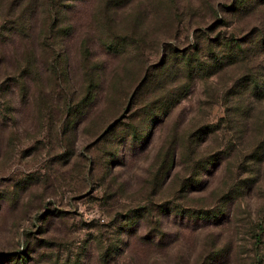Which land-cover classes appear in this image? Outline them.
<instances>
[{
  "label": "rangeland",
  "instance_id": "1",
  "mask_svg": "<svg viewBox=\"0 0 264 264\" xmlns=\"http://www.w3.org/2000/svg\"><path fill=\"white\" fill-rule=\"evenodd\" d=\"M106 5L74 3L47 70L38 15L27 37L0 32V264L27 246L25 264H264V0ZM222 38L247 60L152 111L186 82L178 56Z\"/></svg>",
  "mask_w": 264,
  "mask_h": 264
},
{
  "label": "trees",
  "instance_id": "2",
  "mask_svg": "<svg viewBox=\"0 0 264 264\" xmlns=\"http://www.w3.org/2000/svg\"><path fill=\"white\" fill-rule=\"evenodd\" d=\"M82 2L85 0H0V11L1 8L4 9L3 16H1V21L3 25H0V32H9L11 34H24L26 37L30 35L34 17L38 15L39 28L37 33L39 37L42 39L44 43H40V47L42 49L47 48V56L41 60V67L45 70L49 69V62L51 63L53 58V54H50L51 51L54 50V40L57 31L66 32L69 30V25H63L65 15L70 10V8L74 5L75 2ZM130 0H105L106 7L110 6H123L127 4ZM6 18V19H5ZM8 19V20H7ZM7 20V21H6ZM44 38L50 40V43H46ZM219 38L217 37L216 40ZM214 40V41H216ZM41 41V42H42ZM218 42V47L225 50H219L221 53L213 52L211 49V44H206V49L193 48L191 51H186L181 53L178 56V70H174V73H178L182 75L184 79H186L185 84L181 86H175L170 90L164 89L161 94L153 99L151 105H153L152 111L157 109V112L160 114H167L169 110L176 105L178 99L186 95L188 88L192 84V79L195 77H207L213 75L218 71V69L224 67L225 65H233V64H242L247 60V54H245L244 49L241 46V43L236 40L222 38ZM124 41L120 40V36H112L108 42L105 44L107 49H113L114 51L119 47L120 49L124 46ZM60 44V43H59ZM58 42L56 44L59 45ZM263 45V42L260 43ZM56 50V49H55ZM207 51V52H206ZM222 55V56H220ZM224 55V56H223ZM174 59V55L171 53V63ZM167 63L165 60L162 63L161 67ZM219 67V68H218ZM165 69L163 70L164 73ZM160 77L157 75L155 78ZM155 78H149L145 80L141 86L144 84L148 85L150 82L153 83ZM244 80V78H240V80ZM92 81H95V78L89 74L88 76V84L86 90H88L89 85ZM189 81V82H188ZM253 87L256 85L255 80L251 82ZM161 88H164L162 85ZM178 92V93H177ZM182 95V96H181ZM164 97V98H163ZM175 97L176 100H173ZM161 108H160V107ZM152 116H154L152 114ZM201 129L195 131V134H201ZM195 134H191V136H195ZM134 134L132 135V137ZM136 137V134H135ZM166 161L172 162L175 159V154L172 153V148L169 147V151L165 154ZM204 167V164H202ZM172 210L176 211V209L172 208ZM142 217V214L139 213V210L134 212L132 215H129L124 220L125 227L131 226L136 222L138 218ZM217 217L214 212H205L201 211L198 213V216H195V219H215ZM130 228V226L128 227ZM159 233V230H157ZM259 239V238H258ZM257 239V241H259ZM117 248L115 244L110 243L107 247L102 248V252L100 256L102 259H106L111 253L113 249ZM28 250V246L24 249V251L18 253L17 255L12 254L11 259L16 262H20L21 264L27 263L29 259H27L28 255H26V251ZM10 255V254H6ZM220 252L215 253V258L220 257ZM226 255H224L225 257ZM77 259L73 260L70 264H77Z\"/></svg>",
  "mask_w": 264,
  "mask_h": 264
}]
</instances>
